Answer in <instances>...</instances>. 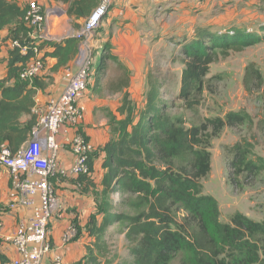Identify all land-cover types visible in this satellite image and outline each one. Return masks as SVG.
<instances>
[{
    "label": "trees",
    "instance_id": "obj_1",
    "mask_svg": "<svg viewBox=\"0 0 264 264\" xmlns=\"http://www.w3.org/2000/svg\"><path fill=\"white\" fill-rule=\"evenodd\" d=\"M55 1L67 6L68 17L80 30L75 22L86 21L101 0ZM28 7H21L18 0H0V30L10 28L6 41H19L30 48L26 55L18 48L9 51L7 75L0 79V153L8 150L12 156L30 141L38 122L33 109L43 84L39 78L33 84L21 79L22 71L36 56L32 48L40 51L44 69L48 59L56 60L51 70L58 73L78 58L82 44V38L77 36L61 42L30 38L25 20ZM262 34L264 23L257 27H198L195 37L184 40L173 57L174 62L184 66L177 95L183 107L195 112L209 89L212 65L221 57L228 58L233 52L263 43ZM103 48V57L95 65L96 76L107 70V62H118L111 53L110 40ZM243 82L248 93L260 92L264 74L251 63ZM163 86L148 74L145 105L141 108L129 94L124 95L118 109L122 118L108 115L110 141L90 155V173L74 181L83 193L91 191L95 201V212L85 226L92 241L76 264H102L103 260L112 264L111 233L124 236L128 243L132 261L121 264H173L176 260L180 264H264V221L256 222L236 213L230 223L221 222L219 202L203 193L202 184L212 170V140L227 127H252L253 119L246 111H231L225 117L207 118L198 126L187 127L183 118L168 112ZM258 127L264 133V118ZM252 150V143L246 140L232 147L229 168L233 173L251 177L264 170L250 158ZM101 153L105 155L104 174L97 185L94 160ZM115 196L120 201L116 202ZM74 227L76 239L81 229Z\"/></svg>",
    "mask_w": 264,
    "mask_h": 264
},
{
    "label": "crops",
    "instance_id": "obj_2",
    "mask_svg": "<svg viewBox=\"0 0 264 264\" xmlns=\"http://www.w3.org/2000/svg\"><path fill=\"white\" fill-rule=\"evenodd\" d=\"M18 2L23 8L32 2L40 5L48 17L46 30L54 37L50 41L61 42L79 31L74 27V19L67 15V6L62 3L55 0ZM261 21H264V0H119L111 8L97 33L96 41L102 47L97 51V56L103 57V44L110 40L111 53L118 62H107V70L96 76L90 94L86 93L83 99L86 114L80 129L69 124L61 128L59 143L63 149L59 152V160L67 174L54 181L60 207L52 224L53 250L44 259L43 264H76L86 255V248L92 239L86 235L85 226L95 212V201L91 191L83 193L75 184L78 176L73 174L72 168L76 156L66 150L65 146L81 133L89 138L95 149L103 148L111 139L108 115L112 113L119 119L122 118L118 109L122 105L124 95L134 94L132 98L130 96L131 100L140 108L145 105L143 95L148 75L143 76L141 71L148 70V67L147 60H143L142 55L155 49L158 51L169 39L181 47L184 40L191 41L195 37L196 29L201 26L225 28L230 25H255ZM9 34L10 28L0 30V79L5 78L8 71L9 51L12 49L11 41H6ZM118 63L127 69V73L119 68ZM55 64L56 60H47L46 74L39 79L43 87L38 90L36 107H46L58 99L72 73L78 69L77 59L70 63L68 69L58 73L51 70ZM111 70L116 74L123 71L120 75L113 74L115 80L109 82L110 77L105 81ZM138 78L140 83L137 82ZM137 94H142L141 102L133 99ZM104 156V153H101L94 160L97 185L104 174ZM19 199L20 196L10 186L8 171L0 167V220L3 222L0 263H7L18 257L15 247L6 242L4 237H12L18 226L29 221L32 216V210L29 208H20L14 212L4 210ZM76 225L81 229V236L66 244L63 240L65 233Z\"/></svg>",
    "mask_w": 264,
    "mask_h": 264
},
{
    "label": "built area",
    "instance_id": "obj_3",
    "mask_svg": "<svg viewBox=\"0 0 264 264\" xmlns=\"http://www.w3.org/2000/svg\"><path fill=\"white\" fill-rule=\"evenodd\" d=\"M119 0H101L84 26L74 35L82 38L80 52L77 58L78 69L72 73L63 92L58 99L46 107H35L33 113L38 122L34 127L29 142L24 144L14 156L8 150L0 153V167L5 168L10 177L11 188L20 196L16 203L6 208L10 212L20 208L32 210L29 221L18 226L12 237H4L11 243L18 257L0 264H43L44 259L53 250L52 224L55 221L60 201L54 181L67 174L61 165L59 152L63 146L58 141L61 128L69 124L80 129L86 114L83 99L89 90L91 71L94 65V51L90 47L93 34L98 31L104 18ZM26 23L30 28L29 37L37 40H53V35L46 30L47 15L37 2L29 4ZM12 49L18 48L23 55L29 51L19 41L11 42ZM36 54L21 73V79L34 83L41 77L44 62L37 47L32 48ZM65 148L76 156L72 172L76 176L89 174V157L95 151L94 145L78 133L67 142ZM0 220V239H3ZM77 229L72 226L64 235L66 244L74 241Z\"/></svg>",
    "mask_w": 264,
    "mask_h": 264
},
{
    "label": "rangeland",
    "instance_id": "obj_4",
    "mask_svg": "<svg viewBox=\"0 0 264 264\" xmlns=\"http://www.w3.org/2000/svg\"><path fill=\"white\" fill-rule=\"evenodd\" d=\"M263 23L264 21L257 23L256 27ZM75 24L82 28L85 19L79 20ZM98 31L93 34L90 41V47L96 56H94V65L91 71L92 79L89 82V94L96 78L95 65L98 64L97 59L101 58L97 56V51L102 49L96 41ZM179 50L180 45L169 39L164 42L163 47H159L158 51L155 49L150 53L143 54V60H147L148 70H142V75L151 73L154 79L163 83L162 96L168 102V112L175 117L183 118L187 127L198 126L207 118L225 117L231 111H246L251 116L253 119L252 127L247 124L237 129L227 127L212 140L210 149L212 170L202 180L203 193L218 200L221 211L220 220L223 223H230L236 213H241L256 222H263L264 170L251 177L247 174L237 175L230 170L229 163L233 160L232 147L236 143L246 140L253 145L250 158L264 166V133L258 127L264 118V88L260 92L250 94L245 90L243 82L245 70L251 63L256 64L264 74V42L243 52H233L228 58L221 57L212 65L208 75V79H211L209 89L204 94L202 105L195 112L185 109L182 102L178 100L179 83L184 66L179 62H174L173 57L178 54ZM119 73L109 71L105 81H108L110 77L109 82L115 80L116 77L113 74L120 75L121 73ZM45 74L46 69L43 70L40 78H43ZM139 80L138 78L137 82L140 83ZM133 95L130 94L131 98ZM133 99L141 102L143 100L142 94H137ZM114 199L116 202L120 201L118 196H115ZM111 234L109 237L111 247L109 259L114 260L112 264L131 262L132 257L129 254L128 243L124 236ZM102 264H106V260H103ZM173 264H180L179 260Z\"/></svg>",
    "mask_w": 264,
    "mask_h": 264
}]
</instances>
